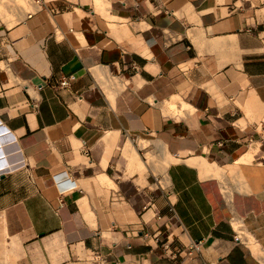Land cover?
Listing matches in <instances>:
<instances>
[{"label": "crops", "instance_id": "crops-1", "mask_svg": "<svg viewBox=\"0 0 264 264\" xmlns=\"http://www.w3.org/2000/svg\"><path fill=\"white\" fill-rule=\"evenodd\" d=\"M8 1L0 264H264V0Z\"/></svg>", "mask_w": 264, "mask_h": 264}, {"label": "built area", "instance_id": "built-area-1", "mask_svg": "<svg viewBox=\"0 0 264 264\" xmlns=\"http://www.w3.org/2000/svg\"><path fill=\"white\" fill-rule=\"evenodd\" d=\"M62 84H66V81H63ZM261 128H262L261 129V136H262V139L264 140V121L262 122ZM242 235H243V231L237 232V238L238 239L241 240L242 239ZM184 251H185L184 249L180 248L179 250H177L175 252V254L177 253V254L181 255ZM197 251H199L198 243H194V244H191L189 246V248L187 250V253L188 254H192L193 252H197Z\"/></svg>", "mask_w": 264, "mask_h": 264}, {"label": "rangeland", "instance_id": "rangeland-1", "mask_svg": "<svg viewBox=\"0 0 264 264\" xmlns=\"http://www.w3.org/2000/svg\"><path fill=\"white\" fill-rule=\"evenodd\" d=\"M8 1V0H7ZM17 2H20V0L19 1H17ZM1 5H3V2H1L0 3ZM10 4H12V2L9 0L8 2H7V5H10ZM26 6V5H25ZM1 8H2V6H0ZM252 245V248H254V244H251Z\"/></svg>", "mask_w": 264, "mask_h": 264}, {"label": "bare ground", "instance_id": "bare-ground-1", "mask_svg": "<svg viewBox=\"0 0 264 264\" xmlns=\"http://www.w3.org/2000/svg\"><path fill=\"white\" fill-rule=\"evenodd\" d=\"M203 168H204V165H203ZM218 169H219V168H218ZM232 169H233V168H232ZM206 173H207V172H206ZM206 173H205V174H206ZM209 173H210V172H209ZM209 173H207V174H209ZM219 174H220V173H219Z\"/></svg>", "mask_w": 264, "mask_h": 264}]
</instances>
